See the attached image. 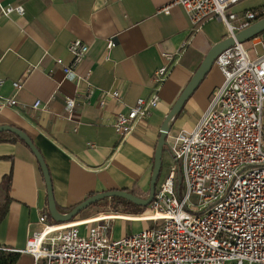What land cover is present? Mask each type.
Here are the masks:
<instances>
[{
	"label": "crops",
	"instance_id": "crops-1",
	"mask_svg": "<svg viewBox=\"0 0 264 264\" xmlns=\"http://www.w3.org/2000/svg\"><path fill=\"white\" fill-rule=\"evenodd\" d=\"M169 1L1 0L5 6L25 8L23 17H5L0 11L3 95L13 96V81L26 83L17 96L19 106L0 110V126L21 129L33 140L48 166L59 208L77 207L97 193L112 190H135L137 196L148 197L166 117L211 49L228 38L220 20L195 31L181 7H173L169 15L160 12ZM262 9L264 0H243L232 12L242 16ZM240 23L241 17L236 21ZM76 39L87 44L89 52L77 68V79L69 81L56 61L72 63L68 47ZM112 40L115 46L109 50ZM177 51L182 56L160 90L158 108L129 136L121 137L113 127L115 117L153 94V76L164 65L162 54ZM223 81L215 64L173 121L170 134L194 128ZM91 89L94 95L88 98ZM114 90L123 93V101L109 99L101 108L104 93ZM66 97L77 100L70 116ZM38 100L43 107L33 110ZM172 163L167 148L160 179ZM10 175L6 192L4 180ZM44 210H48V190L36 157L21 143L1 142L0 245L24 248ZM120 214L115 239L149 227L137 217L142 213ZM130 222L136 224L132 231ZM16 258L14 264H34L30 255Z\"/></svg>",
	"mask_w": 264,
	"mask_h": 264
},
{
	"label": "built area",
	"instance_id": "built-area-1",
	"mask_svg": "<svg viewBox=\"0 0 264 264\" xmlns=\"http://www.w3.org/2000/svg\"><path fill=\"white\" fill-rule=\"evenodd\" d=\"M242 1L170 0L160 12L169 15L173 7H181L195 31L220 20L228 37L235 39L264 18V9L242 16L232 12ZM0 11L5 17L25 15L24 6H5L1 0ZM239 17L241 23L236 24ZM251 42L255 59L237 41L218 56L215 64L224 81L195 127L169 133L172 166L159 180L152 204L137 216L148 228L115 239L118 211L57 223L44 210L24 248L0 245V264L21 255L32 256L34 264H264V33ZM114 46L112 40L108 49ZM68 52L72 63L57 59L56 64L65 80L74 81L89 46L76 39ZM181 56V51L163 53L164 65L153 76V94L115 117L113 127L121 137L158 108L160 90ZM5 83L0 78V110L19 106L17 96L26 80L12 82L10 98L3 95ZM93 95L91 89L88 98ZM123 96L116 90L105 92L99 105L105 108L109 99L121 103ZM65 100L70 116L77 100ZM42 107L38 100L32 109Z\"/></svg>",
	"mask_w": 264,
	"mask_h": 264
},
{
	"label": "water",
	"instance_id": "water-1",
	"mask_svg": "<svg viewBox=\"0 0 264 264\" xmlns=\"http://www.w3.org/2000/svg\"><path fill=\"white\" fill-rule=\"evenodd\" d=\"M263 33H264V18L253 23L249 27L237 33L235 39L232 37H228L226 40L222 41L221 43L217 44L211 49L205 61L203 62L197 73L194 75L190 84L184 90V92L182 93V95L180 96V98L178 99V101L176 102V104L174 105V107L172 108V110L170 111V113L168 114V116L164 121V124L161 128L160 138L155 151L154 166H153L151 183H150V191L148 197L146 198L139 197L130 192H127L126 190H112V191L97 193L94 196L86 199L84 202H82L80 205L75 207L73 210L67 213H61L58 210L57 204L54 199L53 184L48 166L40 150L36 147L30 136L21 129L7 125L0 126V134L4 132L14 134L16 137H18L21 141L25 143V145L30 149L32 154L36 157L47 185L48 210L51 215V218L57 223L70 222L74 218L79 216L82 212L86 211L90 207L106 199L122 198L124 200L133 203L136 206L142 208L149 207L154 200L157 185L162 173L163 156L165 152L164 149L167 146V137L171 131V126L173 121L178 117V115L183 110L187 101L191 98V96L200 86L202 81L210 73V71L215 65L218 56L221 53L233 47L236 41L241 44H244L245 42L250 41Z\"/></svg>",
	"mask_w": 264,
	"mask_h": 264
},
{
	"label": "trees",
	"instance_id": "trees-1",
	"mask_svg": "<svg viewBox=\"0 0 264 264\" xmlns=\"http://www.w3.org/2000/svg\"><path fill=\"white\" fill-rule=\"evenodd\" d=\"M1 142H10V143H13V144H18V143H21L22 145L26 146L25 143L23 141H21L18 137H16L14 134L12 133H7V132H4V133H1L0 134V143ZM27 147V146H26ZM28 148V147H27ZM29 149V148H28ZM167 147H165L164 151H166ZM11 180H12V175L8 176L5 178V183H6V192L9 191L10 189V183H11ZM127 192H130L134 195H137L135 190H126ZM111 202H112V205L114 207V209L117 211L120 207H123V213H143L147 210L148 207L146 208H142V207H139V206H136L134 205L133 203L127 201V200H124L122 198H112L110 199ZM102 202V201H101ZM101 202L95 204L94 206L96 205H99L101 204ZM76 207V206H75ZM75 207H71L67 210H63L61 208L58 207L57 205V208L58 210L61 212V213H66V211H71L73 210ZM93 207V206H92ZM49 218L51 221L55 222L52 218H51V215L49 213ZM1 220V219H0ZM16 257H13V258H9L7 260H4L1 264H14L16 262Z\"/></svg>",
	"mask_w": 264,
	"mask_h": 264
},
{
	"label": "rangeland",
	"instance_id": "rangeland-1",
	"mask_svg": "<svg viewBox=\"0 0 264 264\" xmlns=\"http://www.w3.org/2000/svg\"><path fill=\"white\" fill-rule=\"evenodd\" d=\"M244 48H245V50L249 53V56H250L251 59H255V58L257 57L256 54H255V52H254V50H253V45H252L251 40H250V41H247V42L244 43ZM259 52H260V54L263 53V51H262L261 48H259ZM171 158H172V157H171ZM145 198H146V197H145ZM110 209L116 211V210L114 209L113 205H112L111 200H110V199H106V200L102 201L101 204L96 205V206H93V207H91L90 209L86 210V212H84L83 215H85V216H91V215H93V214H95V213H97V212H100V211H106V210H110ZM117 211H118L119 213H123V207H120ZM81 216H82V215H81ZM135 225H136V224H134L133 222H130V223H129V229H130V231L133 230V227H134ZM149 225H150V224H149ZM115 231H116V230H115V224H114V231H113V237H114V238H115V235H116V232H115ZM133 234H134V233H133ZM131 235H132V234H131Z\"/></svg>",
	"mask_w": 264,
	"mask_h": 264
}]
</instances>
